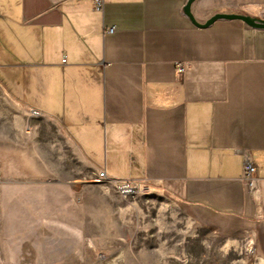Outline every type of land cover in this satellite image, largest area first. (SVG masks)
<instances>
[{"label":"crops","instance_id":"1","mask_svg":"<svg viewBox=\"0 0 264 264\" xmlns=\"http://www.w3.org/2000/svg\"><path fill=\"white\" fill-rule=\"evenodd\" d=\"M188 1L0 0V174L143 182L264 264V28L197 26ZM192 12L264 19V0Z\"/></svg>","mask_w":264,"mask_h":264},{"label":"rangeland","instance_id":"2","mask_svg":"<svg viewBox=\"0 0 264 264\" xmlns=\"http://www.w3.org/2000/svg\"><path fill=\"white\" fill-rule=\"evenodd\" d=\"M248 244L157 188L129 198L91 178L0 174V264H259Z\"/></svg>","mask_w":264,"mask_h":264},{"label":"built area","instance_id":"3","mask_svg":"<svg viewBox=\"0 0 264 264\" xmlns=\"http://www.w3.org/2000/svg\"><path fill=\"white\" fill-rule=\"evenodd\" d=\"M95 9L98 11H103L105 6V0H94ZM115 31V28L112 27L108 30V32L113 33ZM182 69V67H181ZM33 114L38 116L41 114V112L37 109H34ZM242 154H245V152H241ZM256 165L250 158H246L244 163V176L243 180L244 182L252 188L254 186L255 182V174H256ZM94 176V181L97 183H111L118 193L123 195L124 197L129 198H136L140 196L141 194H144L146 192L150 191V187L143 184V182L132 180V179H111L108 176V173L106 170H94L92 172ZM249 243L248 247L251 249H254V242L252 239H248Z\"/></svg>","mask_w":264,"mask_h":264},{"label":"water","instance_id":"4","mask_svg":"<svg viewBox=\"0 0 264 264\" xmlns=\"http://www.w3.org/2000/svg\"><path fill=\"white\" fill-rule=\"evenodd\" d=\"M195 0H189L188 3L185 6V12L186 14L191 18L192 22L200 27H207L214 23L216 20L221 18H227V19H240L246 22L248 25L256 28H264V19L256 18L253 16H250L248 14H235V13H217L214 16H212L207 22L200 23L196 20L193 12H192V4Z\"/></svg>","mask_w":264,"mask_h":264},{"label":"bare ground","instance_id":"5","mask_svg":"<svg viewBox=\"0 0 264 264\" xmlns=\"http://www.w3.org/2000/svg\"><path fill=\"white\" fill-rule=\"evenodd\" d=\"M119 256H122V252L119 254Z\"/></svg>","mask_w":264,"mask_h":264}]
</instances>
